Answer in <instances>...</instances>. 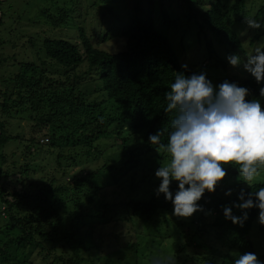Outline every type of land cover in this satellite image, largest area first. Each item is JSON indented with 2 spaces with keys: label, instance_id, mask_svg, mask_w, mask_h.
Instances as JSON below:
<instances>
[{
  "label": "trees",
  "instance_id": "obj_1",
  "mask_svg": "<svg viewBox=\"0 0 264 264\" xmlns=\"http://www.w3.org/2000/svg\"><path fill=\"white\" fill-rule=\"evenodd\" d=\"M109 1L104 0L110 4L108 8L99 5L102 15L98 22L114 25L107 29L106 39L112 34L126 38L123 50L112 52L96 46L94 35L91 37L81 22L64 28L76 19V13L94 14L92 8L98 0H77L74 7L56 1L61 8L50 16L52 25L60 26L61 31L76 30L80 42L46 37L41 49L44 56L38 55L45 59L19 64V71L30 70L29 75L1 77L0 142L8 141L1 117H9L14 109L13 116L27 117L30 126L33 122L35 134L50 137L47 148L37 143L36 137L31 138L35 152L61 150L48 159L53 166L48 181L44 180L48 169L39 166L44 175L34 190L28 188L31 182H26L38 170L37 165L27 163L20 181H4L16 172L0 169V202L4 205L0 209V264H159L161 249L171 255L162 264H233L237 253H218L213 245V239L219 241L215 231L236 238L240 250L251 248L259 259L264 257V224L256 221L259 208L242 211L233 207L243 203L241 191L245 200L253 193L255 203L254 192L264 183L249 186L238 165L229 164L237 170L223 165L227 177L218 183L216 192L205 191L197 202L202 210L189 220L178 217L172 202L163 193L157 195L161 180L155 172L170 156L149 141L150 135L161 132V144H167L174 113L165 111V93L171 90L176 73L186 77L196 74L181 66L170 40L157 29L154 3H169L178 9L172 17L186 20L199 32L211 33L228 51H241L242 57L249 52L246 43L264 47V0ZM253 3H258L255 10L248 7ZM245 16L261 23L259 29L249 27L246 37L240 35L247 26ZM3 20L4 14L0 24ZM11 29L0 33V70L16 65L19 54H28L21 49L11 54L13 61L11 55L6 57ZM33 37L37 42L42 35ZM209 52L220 54L214 47ZM220 58L215 57V66ZM84 61L88 68L74 74ZM55 62L59 65L53 68ZM227 64L224 61L225 67ZM93 71L97 75L90 78ZM228 75L234 78L238 74L231 70ZM240 78L234 83L249 90L246 100H259L264 110V97L260 96L264 82ZM93 82L94 86H87ZM94 91L100 92V98L91 97ZM60 173L70 180H60L56 176ZM17 181L20 188L10 190ZM177 190L178 182L173 180V196ZM226 206L236 217L247 212L242 225L225 218ZM186 221L187 230L182 228ZM255 230L263 235L260 241L254 238ZM149 241L153 243L146 254ZM131 247H135L134 254Z\"/></svg>",
  "mask_w": 264,
  "mask_h": 264
},
{
  "label": "clouds",
  "instance_id": "obj_2",
  "mask_svg": "<svg viewBox=\"0 0 264 264\" xmlns=\"http://www.w3.org/2000/svg\"><path fill=\"white\" fill-rule=\"evenodd\" d=\"M245 22L250 28H261V23L253 17L245 16ZM227 59L232 66L241 63L240 56L235 54ZM87 65L84 61L76 71L73 70L74 74L82 73ZM182 67L186 69L187 65ZM244 69L250 73L244 77H254L257 83L264 82V47L257 46L252 54L247 55ZM237 77L242 79L239 74ZM170 88L165 93V111L174 113V116L167 144H161V132L150 135L149 141L170 156L169 162L161 165L155 176L161 180L157 195L163 193L172 202L174 214L187 218L201 211L197 202L205 191L216 192L218 183L226 178L223 165H238L240 176L249 186L263 184L264 181L251 182L258 174V167H264V110L260 101H247L249 90L227 80L214 87L205 73L191 77L176 73ZM260 96L264 97V87L260 88ZM47 141L48 137L39 138V142ZM173 180L178 182L174 196L170 191ZM230 194L231 191L226 193ZM254 195L255 203L253 193H248L245 200V193L241 191L239 199L243 203L233 207L242 211L258 207L260 212L256 214V221L264 224V187ZM224 214L226 219L241 225L247 219L246 211L243 217H236L227 206ZM215 237L219 241L213 239V245L218 253H237L238 258L233 264H264V257L259 259L251 248L240 250L236 238L224 237L220 231H215Z\"/></svg>",
  "mask_w": 264,
  "mask_h": 264
},
{
  "label": "rangeland",
  "instance_id": "obj_3",
  "mask_svg": "<svg viewBox=\"0 0 264 264\" xmlns=\"http://www.w3.org/2000/svg\"><path fill=\"white\" fill-rule=\"evenodd\" d=\"M59 2L60 5H65L66 7H74L75 2L77 0H0V15L4 14V19L2 24H0V33L6 31L9 27L11 29V35L8 39L9 42H6V49L10 45L14 46L12 49L9 47V49L6 51L5 55L6 57H9L11 54H15L21 49H26L28 54H19L18 61L16 65H12L11 68H2L0 70V89L3 87V83L1 81V77L5 76H13L14 74H20V75H29L31 73L30 70L22 69L19 71V64L21 61L27 60L25 62H29V60H34L36 62H41L38 59H45V57H40L38 55L44 56L43 52H41V49L44 47V42L49 38H56L58 36H63L64 38L71 39L72 41L80 42L77 31L74 29L71 30H63L60 26L55 27L52 25V20L50 19L51 15H54L56 11H58L61 7L56 4L55 2ZM110 2L109 0H107ZM212 0H209L211 2ZM108 2H104V0H98V3L96 4V8L94 11L91 12L94 13L92 15L88 14H79L76 13V19L70 20L65 26V29H68L69 27H77V23H82L86 26L87 33L92 37L94 35V44L102 49H107L108 51L111 50L112 52H118L124 49V43L126 42V38L119 36L118 34H112L111 37L105 38V35H109V31H107L108 28L114 26L107 23H101L98 22V18L101 17V11H99V5L103 7H110V4ZM56 4V7H55ZM86 4V3H85ZM156 4L154 11H155V18H156V27L157 29L164 34L169 40L170 43L173 46V49L176 52V55L179 59V62L182 65H187L188 69L193 70L197 75L201 73H205L207 76V79L210 80L213 84V86H218L225 80H227L230 83H234L235 81L239 80V78L234 77L228 74H231V70L233 69V72H237L239 75L244 76L250 74L244 69V63L247 60V55L252 54L254 51L255 44H247L245 45L246 50L249 51L248 53H245L241 57V51H228L226 47L219 44L215 38H213L211 33H205V32H199L195 28L192 27L191 23H188L185 19V21L179 20L177 17H172L173 12H178V9L169 7V3L167 4H161L159 1H156L154 5ZM253 5V6H252ZM252 5L248 6L250 9H256L258 7V3H253ZM43 10V11H42ZM2 13V14H1ZM145 13V12H144ZM254 13L250 14L253 15ZM171 15V16H169ZM109 16H107L108 18ZM251 17V16H250ZM10 20V21H9ZM77 22V23H76ZM111 22H113V18L111 17ZM54 28V30H51ZM249 32V26H246V29L243 31V33H240L246 37ZM37 33H41L42 37L39 41H33L34 35ZM46 38V39H45ZM244 38V37H243ZM13 39V40H12ZM249 39V38H248ZM32 42H35L37 44H32ZM249 42V41H248ZM4 44V45H5ZM248 46V47H247ZM211 47H214L216 51L218 50L220 54L212 55L209 52V49ZM255 47V48H254ZM40 50V51H39ZM18 54V53H16ZM238 55L241 58V63L238 66H232L227 57L230 55ZM10 60L13 61L15 57L11 55ZM18 56V55H17ZM221 57L219 59L218 66L214 65L215 57ZM224 61H227L229 64L225 67ZM59 63H54L53 68H55ZM88 67L84 68L83 71H85ZM81 73H78V75ZM91 77H95L97 75V71L92 72ZM234 75V74H233ZM235 76V75H234ZM89 77V76H88ZM97 79V78H96ZM98 82V80H97ZM94 83H91L87 85L88 87L91 85L94 86ZM100 92L94 91L91 97H99ZM1 100V98H0ZM14 115V109H12V112L9 117L2 116L1 119L6 122L5 128H4V134H7L8 141L7 142H0V169H9L10 172H16L7 178H4L5 180L20 181L21 171L25 168V165L27 163H30L31 166L37 165V169L32 175L29 177V180L26 182L29 184L31 182V185H28V188H32L31 190H34L36 187L35 185L41 181V177L44 175L42 173V166L43 168L47 170L45 172L47 175L45 177V181L49 180V176L51 175V172L49 170L52 165H50L48 162V159L52 155H57L58 152H60V148H54L55 150H51L50 152H47L46 149L40 150L35 152L37 148H33V142L31 141V138L36 137L37 143L39 141L40 137H48L50 140L49 135L46 136L41 134H35L34 128H33V122L31 123L28 120L27 117H22V115L13 116ZM0 116H1V108H0ZM128 127V126H126ZM19 136L18 139L15 137ZM115 141V140H111ZM48 142V141H47ZM47 142H40V145H42L44 148H47ZM36 143V147H37ZM27 145L32 147L31 150L27 149ZM33 151V152H32ZM64 151H68V149H65ZM36 154H35V153ZM46 159V161H45ZM48 165V166H47ZM227 167L230 170H237L235 166L227 165ZM258 167V166H257ZM239 169V168H238ZM3 170V171H4ZM27 175V174H25ZM56 176L62 180H70V177L66 176L65 178L60 175ZM227 177V176H225ZM36 180V181H35ZM12 183L10 185V190H13V187H16L15 189L20 188V182ZM264 181V167L259 168L258 167V174L254 177V180L251 182H263ZM34 183V184H33ZM4 205L0 202V209H3ZM192 216L187 217L186 219H191ZM259 222V220L257 221ZM183 229L187 230L188 225L187 221L186 224L183 225ZM135 230V229H134ZM134 233V231H133ZM254 234L256 237V241H260L263 238V235L258 232L257 230L254 231ZM150 240V241H156ZM148 242L147 246L144 249H147L153 242ZM166 244V243H165ZM164 249V246H163ZM151 250V246L149 247V250L146 251V254H149V251ZM131 254L135 253V247H131L129 249ZM155 256H157L154 253ZM171 255H166L162 253V249L159 253V264H162L161 261H165L168 259ZM150 258V257H149Z\"/></svg>",
  "mask_w": 264,
  "mask_h": 264
}]
</instances>
